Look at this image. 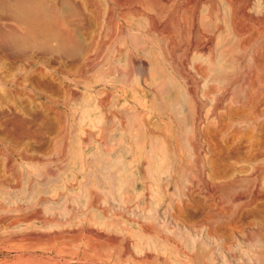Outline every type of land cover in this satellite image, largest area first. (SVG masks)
<instances>
[{
  "label": "rangeland",
  "instance_id": "rangeland-1",
  "mask_svg": "<svg viewBox=\"0 0 264 264\" xmlns=\"http://www.w3.org/2000/svg\"><path fill=\"white\" fill-rule=\"evenodd\" d=\"M63 1L79 59L0 38V264H264V0Z\"/></svg>",
  "mask_w": 264,
  "mask_h": 264
},
{
  "label": "bare ground",
  "instance_id": "bare-ground-1",
  "mask_svg": "<svg viewBox=\"0 0 264 264\" xmlns=\"http://www.w3.org/2000/svg\"><path fill=\"white\" fill-rule=\"evenodd\" d=\"M82 4H83V6H85L87 8H90L92 10L94 9V7H93L94 4L92 5L90 0H83ZM62 5H63L62 7H64L66 9L65 11H67V13L68 12H70V13L74 12V10H75V6L72 4V2L70 0H64L62 2ZM0 13L2 14V17L10 19L12 21V24H13V26H11L7 32H4L0 35V38L5 43L10 44L15 49H19V50L26 49V48H29V49L30 48L47 49V50H50L52 52H54V51L59 52L64 57L76 58V60H77V58L79 59V57H81L84 53H86L87 50L90 48V46L87 45L85 40L83 38H81L80 36H78L76 34H72L71 32H68V31L63 32L60 30L61 27H60L58 20L55 18V16L46 7V0H0ZM236 13H237V11H236ZM79 19H80V16H79ZM69 25H72V24L68 23V26ZM15 29H20V31H17ZM66 29H73V28L69 27ZM51 41L55 42V46L50 45ZM214 62H218V61L214 60ZM156 65H157V63H156ZM218 67H216V68H218ZM220 69H221V67H220ZM50 70H52V69H50ZM145 70L146 69H145L144 64L140 61L138 74H139V77L141 80L146 79ZM158 72H159V70L156 69V70H154V73L151 72V74L152 73L157 74ZM154 81H155V78H154ZM166 83H168L167 86H164V87L160 86V87H158L157 90H155L158 92V94H157L158 95V101L155 100L154 97H152V99H151V101L153 100L156 104H158L159 106H162L164 108H166L167 106L172 107V104L174 102H177L178 99H180L183 95H185V91L182 90V88L179 86V84L177 82H175L174 80H172L171 78H169L168 81H166ZM125 84L127 86L131 87L132 82H128ZM73 91L74 90H72V92ZM157 92H155V93H157ZM72 96L75 98V101H78V100L83 101L84 99L85 100L87 99L85 97H88V96L79 97L76 93H73ZM155 96H156V94H155ZM143 104L144 103H142L141 105L143 106ZM173 107H175V106H173ZM182 122H183V120H182ZM145 123L147 124L146 127H148V123H147L146 119H145ZM149 133L153 134L150 129H149ZM151 143H152V141H151ZM152 145H153V143H152ZM158 146H160V145H158ZM173 149H175V148H173ZM162 151L164 153H166V149L162 148ZM221 154H222V152H221ZM163 156H164V154H163ZM255 192H257V191H255ZM198 198H199V196H198ZM183 262H184V260H183ZM186 263H184V264H186Z\"/></svg>",
  "mask_w": 264,
  "mask_h": 264
}]
</instances>
